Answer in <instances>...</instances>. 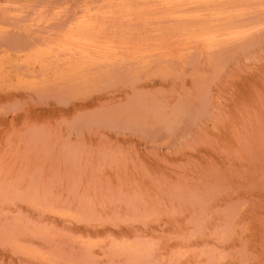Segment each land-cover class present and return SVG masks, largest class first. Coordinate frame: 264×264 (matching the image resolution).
<instances>
[{
	"label": "rangeland",
	"instance_id": "374dc122",
	"mask_svg": "<svg viewBox=\"0 0 264 264\" xmlns=\"http://www.w3.org/2000/svg\"><path fill=\"white\" fill-rule=\"evenodd\" d=\"M153 1L0 0V264H264V0Z\"/></svg>",
	"mask_w": 264,
	"mask_h": 264
},
{
	"label": "bare ground",
	"instance_id": "6f19581e",
	"mask_svg": "<svg viewBox=\"0 0 264 264\" xmlns=\"http://www.w3.org/2000/svg\"><path fill=\"white\" fill-rule=\"evenodd\" d=\"M164 1L167 2V3H169V4H172V2H173V0H164ZM113 2H114V1H113ZM138 2H139V1H138ZM151 2H152V1H151ZM153 2L155 3V0H154ZM141 3H142V2H141ZM173 3H174V2H173ZM221 3H223V2H221ZM145 4H146V3H145ZM155 5H156V4H155ZM157 5H158V3H157ZM170 6H171V5H170ZM17 7H18V6H17ZM132 7H133V6H132ZM144 7H145V6H144ZM144 7H143V8H144ZM178 7H179V6H178ZM221 7H222V6H221ZM182 9H183V8H182ZM185 9H186V8H185ZM178 11H179V10H178ZM61 12H63V11H61ZM103 13H104V12H103ZM56 14H57V13H56ZM61 14H63V13H61ZM85 14H86V17L89 18V20L86 18V20H85V22H84V23H85V26H87L86 28H90L91 26H90L88 23H89V22H90V23H94V22L96 23V21H98V20H97V18H95L96 21L93 22V20H94L93 18H94V15H95V14H93V12L91 13V9H88V10L85 12ZM96 14H97V13H96ZM100 14H102V12L99 13V15H100ZM213 14H214V13H213ZM56 16H57V15H56ZM59 16H60V14H59ZM59 16H58V18H59ZM79 17H80V16H79ZM82 17H84V16H82ZM96 17H97V16H96ZM84 18H85V17H84ZM91 19H92V20H91ZM101 19H103V18H101ZM106 19H107V18H106ZM177 19H178V18H177ZM53 20H54V19H53ZM79 20H80V18H79ZM81 20H83V19H81ZM81 20H80V21H81ZM90 20H91V21H90ZM70 21H71V20H70ZM77 21H78V20H77ZM77 21H76L75 23H77ZM183 21H184V20H183ZM42 22H43V21H42ZM44 22H45V21H44ZM68 22H69V21H68ZM81 22H82V21H81ZM87 22H88V23H87ZM98 22H99V21H98ZM102 22H103V21H102ZM106 22H107V21H106ZM82 23H83V22H82ZM84 23H83V24H84ZM71 24H73V23H71ZM78 24H80V23H78ZM100 24H101V22H100ZM66 25H67V23H66ZM75 25H76V24H75ZM81 25H82V24H81ZM81 25H80V29H83V28H81V27H83V26H81ZM88 25H89L90 27H89ZM96 25H97V24H96ZM96 25H93V26L96 27ZM98 25H99V23H98ZM98 25H97V27H98ZM77 26H78V25H77ZM85 26H84V27H85ZM74 27H75V26H74ZM99 28H100V25H99ZM43 29H44V28H43ZM90 29H91V28H90ZM90 29H89V30H90ZM93 29H95V28H92L91 30H93ZM44 30H45V29H44ZM91 30H90V31H91ZM86 31H88V30L86 29ZM50 32H51V31H50ZM52 35H53V34H52ZM45 37H46V35H45ZM49 37H51V36H49ZM86 38H87V37H86ZM89 38H90V37H89ZM51 39H52V38H51ZM68 39H72V38H67V40H65V41H68ZM49 40H50V39H49ZM53 40H54V39H53ZM53 40H52V41H53ZM56 40H57V39H56ZM56 40H55V41H56ZM72 40H75V39H72ZM72 40H69V41H72ZM45 41H47V40H45ZM75 41H76L77 44H75V46H74L73 48H72V47L67 48L69 52H68V51L65 52V53H67V54H66V55H67L66 58H67L68 55H69L68 59L71 58V57H72V59H74V60H72V62H70V63H74L73 61H75L77 58H79L77 61H79V60H81V59H82V60H83V59H85V60H89L90 58L93 59V58H96V57L98 56L97 54H100V53H101V52H98V53H97L96 51H99V50L101 51L102 48H101V49L99 48V50H95V49H94L95 52H96V55H97V56H95V54H92V53L89 51V50H92V46H93L92 44H90V43H86V44H88V45H87L88 47H87V46H84V44H85L84 41H85V40H81V41L79 42V43H81V42L84 43L83 45H82V43H81V44H78L77 39H76ZM50 42H51V41H50ZM86 42H88V41H86ZM63 43H64V42H63ZM66 43H67V42H66ZM73 43H74V41H73ZM69 44H72V43L69 42ZM86 44H85V45H86ZM89 44H90V45H89ZM60 45H63V44H58V46H59V47L57 46L58 49L61 48ZM64 45H66V44H64ZM72 45H73V44H72ZM66 47H67V46H66ZM90 47H91V48H90ZM67 49H66V50H67ZM97 49H98V48H97ZM61 50H62V48H61ZM66 50H64V51H66ZM107 50H108V49H107ZM102 51H103V50H102ZM47 52H50V51H47ZM65 53H64V54H65ZM93 53H94V51H93ZM103 53H104V56H105V55L107 54V51H104ZM105 53H106V54H105ZM108 53H109V51H108ZM109 54H110V53H109ZM113 55H114V54H113ZM113 55H112V56H113ZM70 56H71V57H70ZM74 56H75L76 58H75ZM109 56H110V55H109ZM73 57H74V58H73ZM66 58H65V59H66ZM66 61H70V60H67V59H66ZM68 63H69V62H68Z\"/></svg>",
	"mask_w": 264,
	"mask_h": 264
}]
</instances>
